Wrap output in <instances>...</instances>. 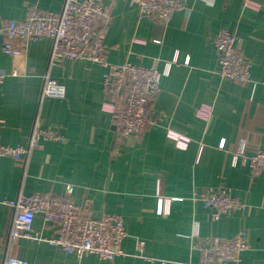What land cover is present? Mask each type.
<instances>
[{
  "label": "crops",
  "instance_id": "1",
  "mask_svg": "<svg viewBox=\"0 0 264 264\" xmlns=\"http://www.w3.org/2000/svg\"><path fill=\"white\" fill-rule=\"evenodd\" d=\"M101 1L108 13L98 25L105 30L109 62L163 71L175 60L161 78L142 136L118 137L116 115L103 109L104 102L120 98L103 89L107 67L71 59L50 66L48 37L30 40L20 54L3 52L5 20L24 17L31 6L59 12L63 0H0V70L7 74L0 88L2 141L27 143L46 72L66 86L65 98H45L40 108L44 126L65 140L44 142L26 161L0 157V262L11 253L29 264H195L198 223L202 240L231 239L245 230L248 247L239 264H264V171L253 177L243 158L233 163L242 140L247 154L264 149V0H253L258 9L245 6L247 0H184L186 8L166 25L156 17L140 19L128 0ZM221 28L236 34L251 60V81L237 83L219 74L213 36ZM201 106L211 108L207 118L197 114ZM170 130L187 138V146H178ZM219 186L229 188L246 209L213 220V209L194 193ZM20 192L70 196L96 218L122 215L128 231L124 254L112 261L94 253L79 258L29 238L7 246L13 211L1 201ZM160 197L169 199L163 212ZM34 226L44 237L56 233L40 213ZM139 241L145 243L143 257Z\"/></svg>",
  "mask_w": 264,
  "mask_h": 264
},
{
  "label": "built area",
  "instance_id": "2",
  "mask_svg": "<svg viewBox=\"0 0 264 264\" xmlns=\"http://www.w3.org/2000/svg\"><path fill=\"white\" fill-rule=\"evenodd\" d=\"M128 3L137 8L140 19L156 17L165 25L172 20L176 11L186 8L184 0H128ZM245 6L258 9L260 4L247 0ZM107 13L101 0H63L59 12L31 6L24 17L4 21L1 29L2 50L6 54L17 55L27 50L30 40L48 37L52 40L50 66L62 59H71L87 60L107 67L102 80L103 89L113 97L120 95V98L104 102L103 109L116 115L118 137L131 134L142 136L147 130L161 90V78L170 73L175 60L167 62L163 71L129 61L120 64L109 62L104 44L105 30L98 25ZM17 40L21 41L20 44H17ZM237 41L236 34L226 28H221L213 36V44L218 52L219 74L231 81L245 83L251 81L252 62L239 48ZM6 75V72L0 70V88ZM43 79L37 112L27 143H4L0 133V157L26 161L35 149L43 147L44 142L65 140L61 132L44 126L40 108L45 98H65L66 86L52 78L49 71L44 74ZM122 96L124 97L121 98ZM210 110L208 106H201L197 114L207 118ZM169 136L180 147L188 144V139L176 132L170 130ZM221 145L223 146V142ZM239 158H243L248 164L251 176H257L264 171V149L247 154L246 143L242 140L233 155V163L237 164ZM194 199L202 200L213 209V220L229 212L246 209V204L226 186L197 190ZM168 201L169 199L160 197L159 212L165 210L163 206ZM1 203L9 205L13 211L6 238L7 246L14 244L19 238H29L47 241L79 258L85 253H94L101 259L112 261L124 254L123 241L128 231L120 214L109 213L96 218L85 213L70 196L46 192H20L14 199H5ZM39 213L45 226L56 228L53 236L44 237L36 231L34 220ZM197 228L198 223H195L193 237L197 238L195 248L200 254L195 264H239L242 251L248 247L245 230H240L231 239L212 237L202 240ZM144 246L143 241L138 242L139 256H142ZM0 264L29 262L9 253ZM161 264H167V261L161 260Z\"/></svg>",
  "mask_w": 264,
  "mask_h": 264
}]
</instances>
